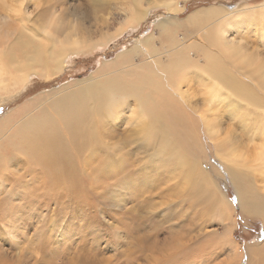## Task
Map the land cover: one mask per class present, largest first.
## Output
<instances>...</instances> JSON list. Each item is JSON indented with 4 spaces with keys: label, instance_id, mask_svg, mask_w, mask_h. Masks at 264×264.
I'll use <instances>...</instances> for the list:
<instances>
[{
    "label": "bare ground",
    "instance_id": "6f19581e",
    "mask_svg": "<svg viewBox=\"0 0 264 264\" xmlns=\"http://www.w3.org/2000/svg\"><path fill=\"white\" fill-rule=\"evenodd\" d=\"M25 1L18 0L21 4L15 12L18 14L22 12ZM94 2L95 5H102L100 0ZM141 2L142 0H133L129 25L138 24L146 18L148 10L140 9L143 7ZM166 6L174 15L180 12L175 0H167ZM248 11H250L248 8H240L235 16L234 12L229 13V20L237 18L241 21L238 22V28L246 29L249 20L244 14ZM222 12L221 8L201 10L189 20L179 21L173 16L168 20H161V33L169 38V43L163 50L153 47L152 51H149L154 41L152 36L137 39L133 50L126 49L113 64H103L104 67L97 73L98 77L91 76L90 79L83 81L84 84L77 92L73 91L51 103L43 104L39 109L38 105L43 100L47 98L50 100V93H47L44 97L42 95L22 105L4 119L0 123V225L11 222L13 226L9 224L12 233L21 235L23 232H32L36 225L37 212L47 210L51 205H55L61 213L83 211L85 207L90 209L88 197L98 198L102 205L108 207L110 198L116 197L115 208L121 203L133 205L128 210L132 216L131 224L123 220H120L119 224L125 229L124 233L128 238H133L137 242L138 252L141 254L143 252L141 250L150 243V236L135 238V234L144 228L142 222L149 219L148 222L151 221L153 224L155 222L157 228L161 229L163 222L172 221L175 217H171L173 211L168 214L164 212L165 221L159 219V216L157 221L156 217L150 216L153 211L147 216L142 215L146 207L157 210L162 207L169 208L172 203L183 200L187 202L188 197H194L193 183L196 179L200 182L205 180L208 190H214L202 164L196 160L195 150L200 148L197 146L199 140L196 130L192 128L196 121L189 115L176 113V105L179 106L178 103L182 102L187 108L196 109L192 95L197 88H200L198 92L206 98L203 102L206 107L214 102L228 101L232 97L235 99L234 102H242L243 98H248L254 107H263L259 110V115L263 118L260 126L264 131V99H256L248 87L236 80L225 64V62L228 64L227 59L231 61L238 55L237 51L230 52L226 48L225 44L231 43L225 36L226 31L222 32V36L219 33L220 28L215 26L213 29L215 33L212 36L208 37L205 33L195 38L193 44H211L215 48L218 47L216 50L218 53L214 51V54L202 53L199 60L194 59L190 49L183 48L182 42L175 37L178 35L175 28L191 21L194 25L190 28L196 32L218 18L217 14L223 15ZM205 17L211 18L201 22ZM242 17L244 19H241ZM20 22L22 24L25 20L21 19ZM97 22L98 19L93 35L103 31ZM109 23L105 21L108 26ZM12 25L8 23L3 27L9 31L18 29ZM53 26L57 30V24ZM44 30L41 34L37 33L40 35L38 38L37 35L30 38L21 31L15 40H12L13 36L10 34H5V40L0 38V46H4L0 50L1 96L8 97L21 91L34 74L49 80L61 72L64 66V50L69 43L57 42V35L50 34V26ZM98 37L108 39V35L105 36L103 33ZM92 41L93 39H89L87 44ZM77 43L78 41L73 42ZM235 46L237 45L235 44L232 49H236ZM140 49L145 51L138 54L140 59L145 60V64L141 62L134 65L133 53H138ZM225 53H228V56H224ZM163 55H167V58L163 59ZM238 57L242 59L243 55ZM164 60L167 64L163 63ZM105 74L106 76L100 79V76ZM261 91L264 94V86L261 87ZM57 92L54 91L55 94H58ZM227 105L234 111L232 114L236 115L238 107L232 103ZM34 109L38 112L34 113ZM225 109L227 107L224 105L222 108H213V111L220 113ZM208 116L216 115L201 113L200 120L206 125L210 137H213L214 129L207 119ZM121 122L139 129L138 134L132 132L128 135L126 132L127 135H122L117 129ZM136 135L137 141L133 139ZM176 141H181L183 146L174 148ZM226 142L227 138H224L218 146L222 147ZM134 145L136 148L131 150ZM147 157L152 161L144 160L143 163L142 159ZM250 157L264 170V138L260 144L253 147ZM223 159L237 190L242 214L264 221L263 193L260 197L258 191L244 180L242 171L237 169L244 166V157L229 150ZM149 170H154L155 179L150 178V173H147ZM261 176L264 177V171L261 172ZM173 180L181 181L184 189L179 192L178 184L175 185L177 187L171 186L169 182ZM162 187L160 195L162 199L155 202L152 193ZM119 192H123L124 195L117 197ZM111 205L110 207H113ZM122 213L124 212L120 214L124 216ZM68 222L66 224H69ZM180 230L177 238L171 236L173 239L168 246L150 244L146 248L151 254L148 255L149 259L169 258L175 251H179L180 255L185 257L193 254L198 258H204V251L208 247L195 245L190 250L185 248L194 233V227L182 222ZM87 231L92 232L93 228L88 226ZM156 234L154 231L152 236ZM17 237L15 235L12 238L16 245L19 242ZM5 240H7L5 232L0 227V264H11V259L9 261L1 251L6 244ZM32 242L30 240L28 243L30 248L33 246ZM206 244L208 245V241ZM133 248L135 249V245ZM255 248L257 250L248 249L247 264H264V244H259ZM231 249L235 253V261L240 264L243 257L241 249ZM86 250L84 242L77 250L79 253L75 254L76 258H73L75 264H90L88 256L82 254L83 252L87 254ZM12 264L27 263L21 259ZM222 264L229 263L227 261Z\"/></svg>",
    "mask_w": 264,
    "mask_h": 264
},
{
    "label": "rangeland",
    "instance_id": "374dc122",
    "mask_svg": "<svg viewBox=\"0 0 264 264\" xmlns=\"http://www.w3.org/2000/svg\"><path fill=\"white\" fill-rule=\"evenodd\" d=\"M100 1L102 5H95L94 0H26L22 6V12L18 14L15 12L21 4L18 0H0L1 39L5 40V34H10L13 36L12 40H15L20 31L30 38H34L37 33L41 34L45 28L50 26V34L57 35V42L67 41L69 43L64 50V66L58 75L45 80L34 74L21 91L8 95V97L0 94V123L20 109L22 105L24 106L27 102L42 95L44 97L50 93V100L48 98L43 100L38 105L39 109L43 107V104L51 103L73 91L77 92L84 84L83 81L90 79L91 76L98 77L97 73L104 67L103 64H113L126 49L133 50L137 39L152 36L154 41L151 43L149 51H152L153 47L163 50L169 43V38L161 33V20H168L173 16L179 21H185L198 11L220 8L223 10V15L217 14L218 18L213 19L196 32L190 28L194 25L191 21L181 27H174L178 31V35L175 37L182 42L183 48L190 49V54L194 59L199 60L202 53L214 54L213 51L218 53L216 51L218 47L215 48L211 44H193L195 38L205 33L208 37L212 36L215 33L213 30L215 26L220 28L219 33L222 36V32L226 31L225 36L227 40L231 41L230 44H225L226 48L230 52L237 51L238 54L231 61L227 59L228 64L224 61L228 70L240 84L251 90L256 99H264V94L261 91V87L264 86V38H262L264 35V0H175L180 9V12L175 15L167 9V0H142L141 6L144 8L140 9L148 10V14L140 23L133 25L128 24L133 0ZM240 8L250 10L244 14L249 20L246 29L238 28V22L241 21L237 18L229 20L228 14L234 12L233 16H235ZM209 18L205 17L201 22L209 20ZM21 19L25 20L22 24ZM96 19H98L97 23L101 30L103 29L101 33L105 36L108 35V39L107 37H98L101 33L93 35L96 30ZM105 21L110 22L109 26L105 24ZM8 23L18 29L7 30L8 28L3 26ZM54 24H57V30L54 29ZM38 37L40 35H37L36 38ZM89 39H93V41L87 44ZM74 41H78V43L73 44ZM235 44L237 48L232 49ZM1 48L4 46H0V50ZM140 52L144 53L145 51L140 49L138 53H133L134 65L141 62L145 64V60L139 58ZM242 55V59H239L238 56ZM224 56H228V53H225ZM162 57L166 59L167 55ZM249 62L251 63L248 64ZM163 63L167 64L165 60ZM105 76L106 74L100 76V79ZM199 89L197 88L192 95L196 109L187 108L181 102L178 103L179 106L176 105V113H184L196 121L192 127L196 130L199 140L197 146H200L198 150H195L196 160L200 165L202 164L214 190H208L205 180L200 182L196 179L193 183L194 197H188L187 202L183 200L184 202L172 203L169 208L162 207L157 210L146 207L142 215L146 214L147 216L150 211H153L150 216L156 217L157 221L158 216L159 219L165 221L163 220L164 212L168 214L173 211L174 215L172 214L171 217H175L172 218V221L163 222L161 229L157 228L155 222L154 224L151 221L148 222L149 219L143 221L144 228L135 234V238L150 236L148 246L154 243L160 247L168 246L173 238L178 237V232L181 231L180 223L187 222L194 227V233L191 237L189 236L190 239L185 248L190 250L195 245L208 247L204 251V258H198L193 254L185 257L180 255L179 251H175L174 255L169 258L161 257L150 260L151 254L146 250L148 246L143 247L144 249L141 250L143 252L140 254L137 242L133 238H128L124 233L125 229L119 224L120 220L131 224L132 216L128 210L133 205L121 203L115 208L116 197L110 198L109 207L102 205L98 198L88 197L90 209L85 207L83 211L61 213L55 208V205H51L47 210H39L33 231L23 232L27 236L12 233L11 222L0 225L7 238L6 244L1 250L4 256H7L9 261L11 259L12 263L23 259L27 264L29 262L30 264H75L73 258H76L77 250L85 242L86 253L87 251L88 253L83 252L82 254L88 256L87 260L90 264L94 262L96 264H222L227 261L229 264H239L238 261H235V253L231 248L241 249L243 257L240 264H247L248 249H256L255 246L264 244V221L261 218L252 219L242 214L237 190L229 176L223 157L229 150L241 154L244 157V166L237 169L242 171L244 180L249 182L255 191H258L259 196L261 193L264 195V177L261 176V172L264 170L250 157L253 147L260 144L264 138V131L260 126L263 118L259 115V110L263 107H254L248 98H243L242 102H234L233 97L228 101L214 102L211 106L206 107L203 103L206 98L198 92ZM54 91H58L59 95ZM227 103L238 107L236 115L232 114L234 111L228 107ZM224 105L227 109L223 112L213 111V108H222ZM36 112L38 110L34 109V113ZM201 113L216 115L207 117L214 129L213 137H210L206 125L201 122ZM33 115L35 114H31V116ZM117 129L122 135H127L126 132L128 135L132 132L138 134L139 131L133 126H128L125 122L119 123ZM137 137L136 135L133 139L137 141ZM224 138H227V142L222 147L218 146V143ZM180 146H183V143L176 141L173 147ZM133 148H136V145L132 146L131 150ZM144 160L152 161L150 157L143 158V163H145ZM147 173H150L151 179H155L154 170H149ZM169 184L174 187H177L175 185L178 184L179 192L184 189L179 180L170 181ZM162 190L163 187L152 193V199L155 202L161 201ZM122 195L124 193L119 192L116 196L122 197ZM111 204L113 207H110ZM121 212H124L122 214L125 217L120 214ZM11 226L13 225L11 224ZM88 226L93 228L92 232L87 231ZM22 227L24 228V225ZM154 231L157 234L152 236ZM15 235L19 239L17 245L12 240ZM29 239L33 241L31 248L28 244ZM218 242L220 243L218 244ZM221 242L223 243L221 244ZM3 249L5 250L3 251Z\"/></svg>",
    "mask_w": 264,
    "mask_h": 264
}]
</instances>
